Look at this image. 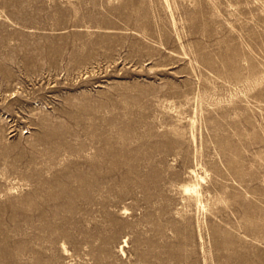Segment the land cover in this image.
Listing matches in <instances>:
<instances>
[{
	"label": "rangeland",
	"instance_id": "obj_1",
	"mask_svg": "<svg viewBox=\"0 0 264 264\" xmlns=\"http://www.w3.org/2000/svg\"><path fill=\"white\" fill-rule=\"evenodd\" d=\"M0 264H264V0H0Z\"/></svg>",
	"mask_w": 264,
	"mask_h": 264
},
{
	"label": "built area",
	"instance_id": "obj_2",
	"mask_svg": "<svg viewBox=\"0 0 264 264\" xmlns=\"http://www.w3.org/2000/svg\"><path fill=\"white\" fill-rule=\"evenodd\" d=\"M12 132H14V131H12ZM24 133H28V130L27 129H24Z\"/></svg>",
	"mask_w": 264,
	"mask_h": 264
},
{
	"label": "bare ground",
	"instance_id": "obj_3",
	"mask_svg": "<svg viewBox=\"0 0 264 264\" xmlns=\"http://www.w3.org/2000/svg\"><path fill=\"white\" fill-rule=\"evenodd\" d=\"M187 191H192V190H190L189 188L187 189ZM193 191L195 192L196 190L195 189H193Z\"/></svg>",
	"mask_w": 264,
	"mask_h": 264
}]
</instances>
